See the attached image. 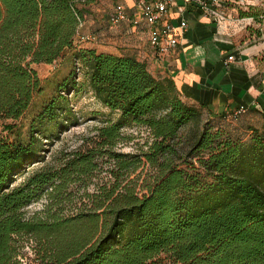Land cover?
<instances>
[{"label":"trees","instance_id":"16d2710c","mask_svg":"<svg viewBox=\"0 0 264 264\" xmlns=\"http://www.w3.org/2000/svg\"><path fill=\"white\" fill-rule=\"evenodd\" d=\"M94 2L0 0V120L19 121L44 93L32 65L66 60L74 68L55 83L57 94L37 110L26 137L17 124H3L9 132L0 133V264H21L18 238L27 235L42 245L40 264H264V129L253 128L246 141L203 124L204 107L185 102L172 77L153 74L136 56L80 45ZM251 9L244 15L264 16ZM82 70L95 98L117 114L97 129L99 145L114 148L130 124L147 128L154 141L143 156L157 175L142 195L130 185L104 192L88 214L29 219L25 209L50 197L49 189L95 168L94 150L60 168L35 165L43 139L69 127L63 93L81 90ZM250 112L264 111L244 115ZM225 116L210 120L234 122ZM188 125L183 157L180 133ZM112 158L121 170L138 167L124 155Z\"/></svg>","mask_w":264,"mask_h":264},{"label":"rangeland","instance_id":"374dc122","mask_svg":"<svg viewBox=\"0 0 264 264\" xmlns=\"http://www.w3.org/2000/svg\"><path fill=\"white\" fill-rule=\"evenodd\" d=\"M250 1L264 3V0ZM115 5L113 0H95L88 7V13L85 15L79 36H77L80 45L95 47L100 50L106 48L111 51L112 48L110 47L115 45L117 39L123 37V41L126 42L127 31L121 29L122 24L114 29L109 26V14ZM32 66L43 81L45 91L35 99V105L19 121L14 123L10 120H0V133L4 135L8 134L9 131H4L3 124L14 123L26 137L37 110L50 97L57 94L55 83L66 78L74 69L72 64L66 60H60L51 65ZM84 82L85 71L82 70L78 78L81 90H69V92L63 93L70 103L68 106L71 109V115L64 117L65 120H69L70 123L65 121L69 127L67 131L56 133L52 139H43L45 143L43 159L35 165L42 167L49 164L51 167L60 168L67 162L77 160L94 150L95 168L89 174L70 175L65 186L59 191L49 189L52 194L50 197L46 194L41 200L32 203L25 209L29 219L50 221L51 217L55 215L68 218L81 213L88 214L94 207V202L103 196L104 192L113 190L117 185H122L121 188L130 185L136 188L139 195H142L146 192L145 188L153 182L157 175L156 169L143 156L154 141L147 128L130 124L123 129V138L114 148L103 149L99 145L97 129L105 126L108 120H115L117 114H113L104 107ZM210 121L204 115L203 124L208 122L214 129L222 128L224 132L248 141L253 128L264 129V112L247 113L232 123ZM191 129L192 126L188 125L180 133L179 142L182 143L179 144L178 149L183 157L188 151V135ZM113 154L124 155L126 158L123 159L137 162V169L132 168L130 172L121 170L118 161L112 158ZM24 177L25 174L20 176L17 182L22 181ZM17 246L21 264H40L41 243L27 235L18 238ZM166 264L172 263L167 262Z\"/></svg>","mask_w":264,"mask_h":264},{"label":"crops","instance_id":"0c3cea01","mask_svg":"<svg viewBox=\"0 0 264 264\" xmlns=\"http://www.w3.org/2000/svg\"><path fill=\"white\" fill-rule=\"evenodd\" d=\"M229 19L221 26L211 17L201 15L194 6H185L181 16L178 7L169 12L168 22L179 27L183 20L187 29L176 52L158 56L150 46L145 25L133 28L122 24L127 40L117 39L111 51L146 61L153 74L175 80L182 99L204 107L209 119H218L241 106L264 111V16L259 19L244 15L251 8L264 10L263 2L221 0ZM210 2V1H209ZM129 15L136 10L133 0H124ZM122 47H125L124 49ZM235 61L227 62L229 56Z\"/></svg>","mask_w":264,"mask_h":264},{"label":"built area","instance_id":"2783aa9c","mask_svg":"<svg viewBox=\"0 0 264 264\" xmlns=\"http://www.w3.org/2000/svg\"><path fill=\"white\" fill-rule=\"evenodd\" d=\"M135 14L131 17L124 3L114 6L109 15V26L114 29L121 24L130 23L133 28L145 25L149 32V43L153 51L160 57H165L176 52L179 40L187 29V23L183 20L179 27L168 22L169 12L178 7L181 16L185 13V6L192 5L201 15L213 18L219 26L224 24L229 16L224 10L221 0H133ZM210 1V2H209ZM90 39V38H89ZM235 61V56H229L227 62ZM249 110L241 106L225 114L229 121H237Z\"/></svg>","mask_w":264,"mask_h":264}]
</instances>
